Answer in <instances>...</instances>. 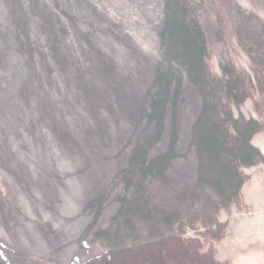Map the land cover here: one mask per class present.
Segmentation results:
<instances>
[{
	"label": "rangeland",
	"instance_id": "374dc122",
	"mask_svg": "<svg viewBox=\"0 0 264 264\" xmlns=\"http://www.w3.org/2000/svg\"><path fill=\"white\" fill-rule=\"evenodd\" d=\"M15 1L24 8L26 0H0V259L7 264H78L105 251L85 232L93 218L85 207L125 165L122 143L131 134L158 56L162 0H36L39 10L45 6V11L61 15L69 5L87 32L98 69L86 81L76 54L67 55L52 87L55 100L48 107L60 125L44 120L35 130L25 124L34 106L25 111L18 93L33 73L28 64H36L40 55L20 50L19 44L27 42L16 38L29 29L31 45L37 46L42 34L38 13L26 18L18 5L13 7ZM219 1L227 14H232L236 2L264 21V0ZM213 14L214 4L207 0L201 19L211 66L217 71L219 62L229 58L247 68L248 58L233 41L216 40ZM88 82L95 87L86 86ZM199 103L196 93L186 88L179 150L187 154L169 171L179 186L193 182L194 159L187 141ZM240 111L257 117L251 99ZM261 121L262 130L253 135L252 143L264 155V112ZM244 173L240 203L218 215L227 228L215 244L216 256L228 264H264V163L247 167ZM116 208L110 198L94 229L107 227Z\"/></svg>",
	"mask_w": 264,
	"mask_h": 264
},
{
	"label": "trees",
	"instance_id": "16d2710c",
	"mask_svg": "<svg viewBox=\"0 0 264 264\" xmlns=\"http://www.w3.org/2000/svg\"><path fill=\"white\" fill-rule=\"evenodd\" d=\"M206 1L162 0L158 56L131 134L122 143L127 151L125 165L85 207L93 215L85 232L105 251L78 264H228L216 256L215 244L227 228L218 215L240 203L247 180L244 169L264 163L263 153L252 143L263 127L264 21L236 2L232 14H227L219 0H212L216 40L233 41L248 58L247 68L224 58L216 71L202 26ZM17 5L26 18L38 13L42 38L39 45H31L29 29L16 38L27 42L19 44L20 50L40 55L36 64H28L33 73L20 88L22 100L16 102L25 111L34 106L25 123L29 129L35 130L44 120L60 125L48 107L55 100L52 87L69 60L66 56L76 54L84 67L83 79L97 74L87 32L77 24L69 5L62 15L45 11V6L39 10L36 0H26L23 9L13 2V7ZM94 84L86 86L94 88ZM186 88L196 93L200 103L187 141L194 159L193 182L179 186L169 171L187 154L179 150ZM247 99L252 100L257 117L240 111ZM110 198L117 205L110 224L94 229ZM0 264L7 262L0 259Z\"/></svg>",
	"mask_w": 264,
	"mask_h": 264
}]
</instances>
